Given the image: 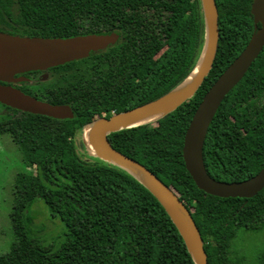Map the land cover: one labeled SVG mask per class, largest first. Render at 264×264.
<instances>
[{
  "label": "trees",
  "instance_id": "1",
  "mask_svg": "<svg viewBox=\"0 0 264 264\" xmlns=\"http://www.w3.org/2000/svg\"><path fill=\"white\" fill-rule=\"evenodd\" d=\"M220 37L213 67L196 94L155 123L111 133L113 147L139 161L171 187L200 230L210 264L250 263L234 247L239 230L264 231V189L252 198H221L199 189L186 169L184 138L206 92L241 54L254 31L253 0H216ZM0 31L73 38L117 33L105 50L49 69V84L34 93L69 105L58 119L3 105L0 123L36 174H17L11 213L16 241L0 264H196L157 198L105 161L84 159L76 136L94 120L168 93L195 68L205 44L201 0H0ZM12 113V114H11ZM90 150V149H89ZM204 161L216 180L239 182L264 167V49L226 96L207 133ZM42 199L66 226L61 244L34 236L31 207Z\"/></svg>",
  "mask_w": 264,
  "mask_h": 264
},
{
  "label": "water",
  "instance_id": "2",
  "mask_svg": "<svg viewBox=\"0 0 264 264\" xmlns=\"http://www.w3.org/2000/svg\"><path fill=\"white\" fill-rule=\"evenodd\" d=\"M201 5L206 27L205 44L192 72L174 89L153 101L110 117L94 120L87 127V144L96 158L120 168L148 189L178 229L194 262L210 264L200 230L177 193L145 165L116 150L109 139L111 133L144 126L137 123L147 117L158 115L156 120L158 121L191 99L201 87L213 67L220 37L216 0H201ZM251 13L254 17L255 31L250 41L206 92L190 121L184 138L183 158L187 171L199 189L221 198H252L264 189V167L258 174L247 180L225 182L214 179L209 174L204 161L207 133L218 109L226 96L245 77L264 49V0H253ZM117 39L118 36L115 33L63 39L24 37L0 31V82L4 83H0V103L53 118H72L74 114L70 106L40 100L10 84L24 80L23 77L15 78L18 74L44 71L83 59L91 52L106 49ZM197 70L190 85L179 90ZM179 210L188 217L191 224L185 220Z\"/></svg>",
  "mask_w": 264,
  "mask_h": 264
},
{
  "label": "rangeland",
  "instance_id": "3",
  "mask_svg": "<svg viewBox=\"0 0 264 264\" xmlns=\"http://www.w3.org/2000/svg\"><path fill=\"white\" fill-rule=\"evenodd\" d=\"M48 84L45 82L40 87L34 88L41 93V90ZM8 112L0 104V123L3 117L9 114ZM87 134L88 128L86 127L76 136L75 141L79 153L84 159L98 161L99 158H96L89 150ZM23 171L36 174L35 168L26 166L18 145L12 141L10 135L0 134V253L9 252L12 244L16 241L11 213L15 198V179L17 174ZM30 213L34 218L31 226L34 236L39 237L45 243L61 244L67 230L65 223L58 216L52 215L42 199L36 200ZM234 247L245 255L250 263H253L257 255L264 251V231L245 233L243 230H239Z\"/></svg>",
  "mask_w": 264,
  "mask_h": 264
},
{
  "label": "flooded vegetation",
  "instance_id": "4",
  "mask_svg": "<svg viewBox=\"0 0 264 264\" xmlns=\"http://www.w3.org/2000/svg\"><path fill=\"white\" fill-rule=\"evenodd\" d=\"M255 24V23H254ZM259 26H260V24H259ZM2 32H4V31H2ZM7 33V32H6ZM113 34V33H112ZM115 34H117V33H115ZM111 35V34H110ZM117 36H118V39H117V41L114 43V44H116L117 42H118V40H119V35L117 34ZM24 37H28V36H24ZM114 44H111V45H114ZM111 45H109V46H111ZM108 46V47H109ZM107 47V48H108ZM106 48V49H107ZM103 50H105V49H103ZM99 51H101V50H99ZM94 52H98V51H94ZM92 53V52H91ZM90 53V54H91ZM86 58V57H85ZM80 60V59H79ZM75 61V60H74ZM72 62V61H71ZM69 63V62H68ZM65 64H67V63H65ZM65 64H63V65H65ZM60 66V65H59ZM55 67H57V66H55ZM51 68H53V67H51ZM51 68H49V69H51ZM49 69L48 70H44V71H37V72H40V74L39 75H37V76H33L32 77V79L30 80V82L28 83V84H30V89L34 92V93H38V94H40V92L39 91H37L35 88H37V87H40L41 85H43V83H45V82H49L50 81V79H51V77H52V74L49 72ZM30 72H32V71H30ZM27 73V72H26ZM24 74V73H23ZM18 75H20V74H18ZM48 76H49V78H48ZM23 77V76H22ZM22 77H17V75H16V77L15 78H17V79H20V78H22ZM24 79H26L25 77H23ZM23 80H21V81H18V82H16V83H11L10 85H12L13 87H15V88H17V89H19L18 87H16V85H19V84H21V82H22ZM1 84H4L3 82H0ZM35 87V88H34ZM19 90H21V89H19ZM22 91V90H21ZM23 92V91H22ZM25 93V92H24ZM25 94H27V93H25ZM28 95H30V94H28ZM31 96H33V95H31ZM34 97H36V98H38V99H40V100H44V99H41V98H39L38 96H34ZM44 101H46V100H44ZM48 102V101H47ZM51 103V102H50ZM0 104H2V103H0ZM52 104H54V103H52ZM2 105H4V104H2ZM7 106V105H6ZM69 106V105H68ZM5 108V107H4ZM6 109V108H5ZM114 114H117V113H114V112H112L111 113V115H109V116H106V115H104L103 117H110V116H112V115H114ZM99 118H101V117H99ZM98 119V118H97ZM5 134H7V135H10V134H8V133H5ZM10 137L12 138V141L13 142H15L14 141V138L10 135Z\"/></svg>",
  "mask_w": 264,
  "mask_h": 264
},
{
  "label": "bare ground",
  "instance_id": "5",
  "mask_svg": "<svg viewBox=\"0 0 264 264\" xmlns=\"http://www.w3.org/2000/svg\"><path fill=\"white\" fill-rule=\"evenodd\" d=\"M197 72H198V70L195 71V72L192 74V76L186 80V82L181 86V88H180L179 90H182V89L188 87V86L190 85V83L192 82V80L194 79V77L196 76ZM158 117H159L158 115L150 116V117H147V118H145L144 120L138 122L137 124H139V125H146V124H149V123H154V122L158 119ZM89 149H90V147H89ZM90 150H91V149H90ZM179 211H180V210H179ZM180 214L185 218V220H186L189 224H191V222H190V220L188 219V217H187L182 211H180Z\"/></svg>",
  "mask_w": 264,
  "mask_h": 264
}]
</instances>
